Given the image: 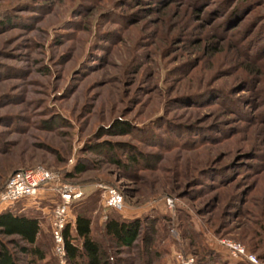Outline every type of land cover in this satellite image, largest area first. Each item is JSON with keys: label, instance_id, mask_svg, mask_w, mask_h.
Instances as JSON below:
<instances>
[{"label": "rangeland", "instance_id": "obj_1", "mask_svg": "<svg viewBox=\"0 0 264 264\" xmlns=\"http://www.w3.org/2000/svg\"><path fill=\"white\" fill-rule=\"evenodd\" d=\"M38 167L82 190L95 239L141 220L120 264L237 261L222 241L264 264V0H0V193ZM53 198L12 208L41 222L37 264H60Z\"/></svg>", "mask_w": 264, "mask_h": 264}, {"label": "trees", "instance_id": "obj_2", "mask_svg": "<svg viewBox=\"0 0 264 264\" xmlns=\"http://www.w3.org/2000/svg\"><path fill=\"white\" fill-rule=\"evenodd\" d=\"M127 159L133 164L140 161L139 156L135 154H129ZM86 169L87 166L80 163L75 171L65 173V177L74 179ZM73 218L74 226H68L64 233L65 264L127 263L121 256L134 249L142 233L141 220L111 218L103 222L101 237L97 240L93 237V222L89 216L78 213ZM41 230V222L37 217L19 215L12 209L0 213V264H21L22 257L27 259L28 264L44 261L45 253L37 244ZM203 248L202 256L205 259L211 257L210 260H214L216 264H249L243 261H231L213 248L207 246Z\"/></svg>", "mask_w": 264, "mask_h": 264}, {"label": "built area", "instance_id": "obj_3", "mask_svg": "<svg viewBox=\"0 0 264 264\" xmlns=\"http://www.w3.org/2000/svg\"><path fill=\"white\" fill-rule=\"evenodd\" d=\"M100 187L104 190L105 208L109 211L122 213L126 206L123 193L115 187L105 185H100ZM41 195H48L56 200L51 217L53 250L60 264H65L64 233L68 226H74L72 208L84 196L78 186L66 182L60 173L43 167L31 170H18L9 177L0 193V213L7 209H12L16 204L28 198H36ZM168 205L170 208L174 207V203L171 200L168 201ZM220 244L228 251L231 259L237 261L247 260L241 245L226 241H222ZM180 260L183 264H193L189 258L184 261L183 256H180Z\"/></svg>", "mask_w": 264, "mask_h": 264}, {"label": "crops", "instance_id": "obj_4", "mask_svg": "<svg viewBox=\"0 0 264 264\" xmlns=\"http://www.w3.org/2000/svg\"><path fill=\"white\" fill-rule=\"evenodd\" d=\"M48 196V195H47ZM49 197V196H48ZM39 219V218H38Z\"/></svg>", "mask_w": 264, "mask_h": 264}]
</instances>
